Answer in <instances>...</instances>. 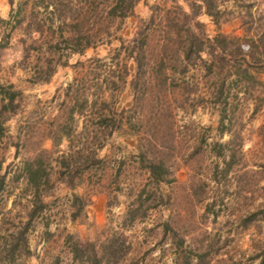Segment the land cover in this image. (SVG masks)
<instances>
[{"label":"rangeland","instance_id":"374dc122","mask_svg":"<svg viewBox=\"0 0 264 264\" xmlns=\"http://www.w3.org/2000/svg\"><path fill=\"white\" fill-rule=\"evenodd\" d=\"M178 1L187 8L184 0ZM165 2L171 5V1ZM220 2L219 25L209 15H199L209 35L218 31L236 35L242 51H248L258 35L264 39V0ZM154 3L164 4L162 0H138L133 14L110 18L112 38L83 53H69L62 41L54 48L48 46L49 30L44 37L34 32L38 40H30L26 23L32 18V0H13V10L9 0H0V18L11 15L15 23L11 26L0 20V41L9 33L7 44L0 46V83L12 84L20 91L15 110L4 112L6 129L0 139V172L6 171L0 191V264H73L65 245L70 233L96 244L112 233L120 234L128 247L115 264H258L264 255V139L257 131L264 122V107L252 114L257 92L252 86L241 89L238 79L232 81L227 96L232 119L228 122L229 117L225 118L228 129L220 133L219 114L206 97L208 93L203 94L220 75L230 72L233 77L235 66L244 63L241 57L229 59L214 73L192 68L183 76L177 75L174 92L169 94V111L164 110L161 94L131 108L133 94L128 83L106 93L116 109L129 111L123 114L121 128L98 150L103 165L84 171L82 178L76 176L81 181L74 188L59 175L56 158L69 150L68 140L59 138V124L72 127L73 147L87 144L80 133L84 115L76 114L74 120L66 122L75 97L66 89L67 83L75 78L80 90L89 98L93 96L107 68L90 58L112 55L120 44L118 35L129 38L136 20L146 16ZM93 10V16L83 18L84 25L101 21L104 12L98 3ZM17 17L20 23L15 21ZM263 49L261 46L258 53ZM64 59H68L67 64H60ZM82 60L84 64H78ZM53 64L54 72L41 80ZM128 66L127 81L133 75L134 62L128 60ZM256 75L264 78V72ZM216 138L240 146L242 153L226 174L218 172L214 177L215 161L222 165L212 148ZM138 141L170 164L169 181L160 186L147 183L137 157ZM39 150L52 182L44 196L48 206L33 217L21 240L18 232L27 221L32 192L24 187L22 177L16 179L15 175L20 173L22 160ZM142 187L146 188L141 193L146 214L128 221L126 211L137 204ZM73 191L82 196L84 207L71 220ZM154 199L158 202L150 207ZM165 220L172 228H164Z\"/></svg>","mask_w":264,"mask_h":264},{"label":"trees","instance_id":"16d2710c","mask_svg":"<svg viewBox=\"0 0 264 264\" xmlns=\"http://www.w3.org/2000/svg\"><path fill=\"white\" fill-rule=\"evenodd\" d=\"M137 1L79 0L78 3H75L73 0H32V8L29 11L32 18L26 23V27L32 42L37 41L38 37H44L49 30L51 35L49 41L46 42L49 47L59 46L62 41L69 53H83L86 48L94 47L96 44L112 38L114 32L109 22L110 18L119 17L122 19L133 14V8ZM168 1H171L169 6L166 5L165 0H162L164 3L162 6L157 4L158 2L151 4L147 15L136 20L129 38L118 35L120 44L114 48L115 52L112 55L108 53L109 55L102 57L93 56L90 58L96 65L107 68L106 74L101 77L93 96L89 98L85 91L80 90L79 81L77 83L75 78L67 83L66 89H71L75 97L67 110V119L69 120L66 122L74 120L76 114L84 115L80 133H83L87 139V144L84 146L82 144V147H73L71 143L72 127L59 124V138L68 140L69 150L56 158L58 172L70 188H74L81 181L80 178L76 180V176L82 178L84 171L103 165L104 159L99 156L98 150L104 146L106 139L115 130L121 128L123 114L129 111L128 108L116 109L106 93L107 95L112 94L114 90L123 87L126 83L133 94L131 108L144 100L147 103L151 97L161 94L165 98L164 110L169 111V94L174 92L173 84L177 75L183 76L192 68L201 69L204 74L214 73L216 68L224 67L229 59L237 61L241 57L244 63L235 66L233 77L230 76V72L224 73L217 77V80L211 81V84L207 86L208 91H203V94L208 93L206 97H209L211 104L219 114L218 131L221 133L228 129V123H225L226 117H229L228 122H231L232 119L230 108L228 109L227 105V96L232 81L238 79L241 89L248 90V87L252 86L253 90L257 92L253 96L252 114L264 107V78L256 75V72H264V49L261 54L258 53L261 46H264L262 35L252 39L248 51H242L238 36H230L221 31L209 35L205 31L203 22L199 19V15L205 13L212 18L216 25H219V15L222 11L220 1L232 0H184L187 8H184L178 0ZM95 2L99 4L104 15L101 14V21L95 22L96 25L89 24L88 21L84 25L83 18L86 16V20H88L89 16H93ZM9 3L13 10V0H9ZM0 20L15 26L11 15L9 18H0ZM15 21L20 23V17H17ZM55 23L58 35H55L56 31L54 33L52 27ZM34 32L39 36H33ZM8 40L9 33L0 41V46L6 45ZM128 60L134 62V72L127 81V76L130 75ZM67 62L68 59H64L60 61V64L65 65ZM78 64H84V61H78ZM113 67L118 68L117 71ZM55 68L54 64L50 65L40 79L47 80ZM228 70L230 71V69H226V71ZM0 93L1 139L6 129L4 112H6L5 110H15L16 96L20 91L13 89L12 84L3 85L0 83ZM80 97L82 101H80ZM234 108H232V112ZM257 131L264 139V122L258 126ZM212 148L215 149V154L222 163L220 166L219 161H215L214 177H217L218 172L226 174L237 163L239 154L242 153L240 146L222 142L218 138L213 141ZM137 149V157L146 171L148 184L160 186L171 179L170 164L162 155L150 152L149 147H144L140 141L137 143ZM119 161L123 163L124 159L121 158ZM19 176L23 179L24 187L32 192V199H29L27 221L18 232V238L23 240L25 231L33 217L48 206L44 196L52 186V182L49 169L44 165L43 151L39 150L34 155L22 160L20 173H17L15 178L18 179ZM5 179L6 171L0 172V191L6 182ZM144 191L146 188L142 187L137 197V204L126 211V220L132 221L136 217L141 218L146 214L147 206H143L144 199L141 194ZM157 202L154 199L149 203V206H155ZM71 203L73 209L70 218L73 220L84 207V201L82 196L73 191ZM163 222L164 228H172L168 220ZM125 241L116 232L97 244L95 240H82L70 233L65 238V245L73 264H115L126 252L128 245H124ZM15 245L12 246V250ZM258 264H264V255Z\"/></svg>","mask_w":264,"mask_h":264}]
</instances>
